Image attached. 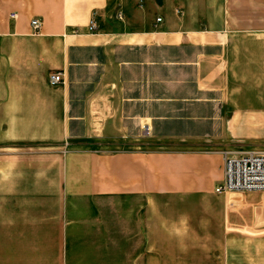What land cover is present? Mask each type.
<instances>
[{"label": "crops", "instance_id": "crops-1", "mask_svg": "<svg viewBox=\"0 0 264 264\" xmlns=\"http://www.w3.org/2000/svg\"><path fill=\"white\" fill-rule=\"evenodd\" d=\"M228 149L264 151L242 1L0 0V264H264Z\"/></svg>", "mask_w": 264, "mask_h": 264}, {"label": "built area", "instance_id": "built-area-1", "mask_svg": "<svg viewBox=\"0 0 264 264\" xmlns=\"http://www.w3.org/2000/svg\"><path fill=\"white\" fill-rule=\"evenodd\" d=\"M12 16V15H11ZM159 21V17L155 18ZM32 32L39 27L37 19L29 22ZM87 29L93 31L95 25L90 19ZM62 81L60 72L47 75L50 85ZM247 191H264V151L246 149H228L222 152V178L214 187L216 193H234Z\"/></svg>", "mask_w": 264, "mask_h": 264}, {"label": "rangeland", "instance_id": "rangeland-1", "mask_svg": "<svg viewBox=\"0 0 264 264\" xmlns=\"http://www.w3.org/2000/svg\"><path fill=\"white\" fill-rule=\"evenodd\" d=\"M232 1H233V5H236L237 7L241 5V1H242L243 10L246 13H248V15L253 14L261 19H264V0H232ZM259 192H264V191H259Z\"/></svg>", "mask_w": 264, "mask_h": 264}]
</instances>
